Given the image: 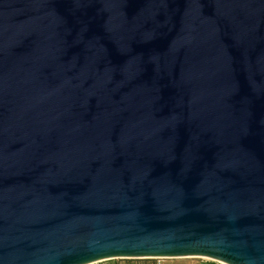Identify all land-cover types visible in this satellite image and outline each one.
<instances>
[{
	"label": "water",
	"instance_id": "95a60500",
	"mask_svg": "<svg viewBox=\"0 0 264 264\" xmlns=\"http://www.w3.org/2000/svg\"><path fill=\"white\" fill-rule=\"evenodd\" d=\"M264 264V0H0V264Z\"/></svg>",
	"mask_w": 264,
	"mask_h": 264
},
{
	"label": "rangeland",
	"instance_id": "374dc122",
	"mask_svg": "<svg viewBox=\"0 0 264 264\" xmlns=\"http://www.w3.org/2000/svg\"><path fill=\"white\" fill-rule=\"evenodd\" d=\"M97 264H221L203 258L176 259H114Z\"/></svg>",
	"mask_w": 264,
	"mask_h": 264
}]
</instances>
